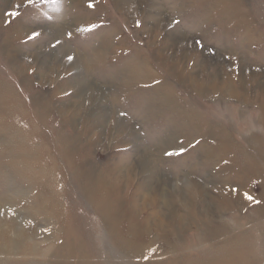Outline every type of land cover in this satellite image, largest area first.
<instances>
[{"label":"rangeland","instance_id":"obj_1","mask_svg":"<svg viewBox=\"0 0 264 264\" xmlns=\"http://www.w3.org/2000/svg\"><path fill=\"white\" fill-rule=\"evenodd\" d=\"M0 224V264H264V0H0Z\"/></svg>","mask_w":264,"mask_h":264},{"label":"snow or ice","instance_id":"obj_2","mask_svg":"<svg viewBox=\"0 0 264 264\" xmlns=\"http://www.w3.org/2000/svg\"><path fill=\"white\" fill-rule=\"evenodd\" d=\"M28 2H29L30 4H32V3H35L36 0H28ZM52 2H53V3H58V0H52ZM18 7H19V5H18ZM8 15H9V16H12V17H15L16 15H18V13L12 12V13H9ZM38 35H39V33H34V34H33V37H31V38H35V36H38ZM69 59H71V57H70ZM249 199H251V197H249Z\"/></svg>","mask_w":264,"mask_h":264},{"label":"bare ground","instance_id":"obj_3","mask_svg":"<svg viewBox=\"0 0 264 264\" xmlns=\"http://www.w3.org/2000/svg\"><path fill=\"white\" fill-rule=\"evenodd\" d=\"M146 161V160H145ZM143 167L146 165V163L144 162L143 164ZM146 170H149V167H148V165H146V167H144ZM148 168V169H147ZM88 174V173H87ZM98 175V174H97ZM83 177H85V176H83ZM86 178H87V176H86ZM96 178V177H95ZM86 182H87V180H86ZM84 183V182H83ZM82 183V184H83ZM95 183V182H94ZM99 183V182H98ZM96 184V183H95ZM95 186V185H94ZM97 187H98V185H96ZM87 187V186H86ZM89 187V186H88ZM87 189V188H86ZM86 193V192H85ZM90 196V195H89ZM112 212V211H111ZM7 218V217H6ZM8 219H10V218H8ZM5 220V219H4ZM3 222V221H2ZM8 222V221H7ZM13 222V221H12ZM9 223H10V221H9ZM15 224V223H14ZM1 225V224H0ZM112 229V228H111ZM116 229V228H115ZM114 230V229H113ZM126 233V232H125ZM121 235V234H120Z\"/></svg>","mask_w":264,"mask_h":264}]
</instances>
